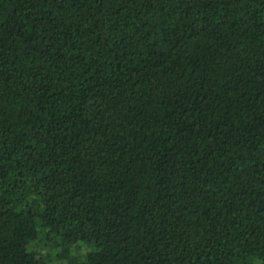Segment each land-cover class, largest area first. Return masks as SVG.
I'll list each match as a JSON object with an SVG mask.
<instances>
[{"label": "trees", "instance_id": "1", "mask_svg": "<svg viewBox=\"0 0 264 264\" xmlns=\"http://www.w3.org/2000/svg\"><path fill=\"white\" fill-rule=\"evenodd\" d=\"M0 264H264V0H0Z\"/></svg>", "mask_w": 264, "mask_h": 264}, {"label": "rangeland", "instance_id": "2", "mask_svg": "<svg viewBox=\"0 0 264 264\" xmlns=\"http://www.w3.org/2000/svg\"><path fill=\"white\" fill-rule=\"evenodd\" d=\"M84 246H86V245H84ZM89 250H90V249H89ZM82 252H83V253H86V252H87V250H86V249H83V250H82Z\"/></svg>", "mask_w": 264, "mask_h": 264}]
</instances>
